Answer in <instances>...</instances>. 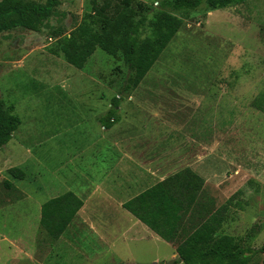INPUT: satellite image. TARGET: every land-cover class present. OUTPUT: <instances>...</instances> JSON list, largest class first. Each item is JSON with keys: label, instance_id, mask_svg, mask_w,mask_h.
I'll use <instances>...</instances> for the list:
<instances>
[{"label": "rangeland", "instance_id": "1", "mask_svg": "<svg viewBox=\"0 0 264 264\" xmlns=\"http://www.w3.org/2000/svg\"><path fill=\"white\" fill-rule=\"evenodd\" d=\"M163 1L58 0L56 15L40 31L19 27L0 34V98L6 108L13 105L21 121L0 148V198L20 190L26 194L0 206V264H31L37 203L65 190L64 162L95 144L107 99L125 94L161 102L169 110L163 123L148 110L137 111L130 117L131 126L151 133L164 130L171 173L189 164L203 180L200 203L216 208L233 196L221 231L234 236L241 247L257 249L263 244L264 112L257 105L264 106V0H244L212 11L206 0L193 10L172 12L164 7L181 17L182 24L134 89L124 90L129 69L120 51L110 55L96 48L81 69L52 53L58 50L59 38L90 15L103 11L112 16L127 4L135 18L150 16ZM111 126L129 125L122 121ZM7 166L21 168L26 176L8 175ZM128 220L120 216V230L128 227ZM114 242L109 255L103 249V259L126 257L124 264H148L151 253L157 252L160 264H171L172 250L165 240L157 247L140 242L129 249L120 239ZM57 243L48 257L53 262L68 253ZM87 245L81 258L95 250ZM249 264H264V253L252 255Z\"/></svg>", "mask_w": 264, "mask_h": 264}, {"label": "trees", "instance_id": "2", "mask_svg": "<svg viewBox=\"0 0 264 264\" xmlns=\"http://www.w3.org/2000/svg\"><path fill=\"white\" fill-rule=\"evenodd\" d=\"M202 1L164 0L162 8L154 10L150 16L138 18H135V10L127 4L112 16L98 11L97 15L83 19L68 35L60 37L58 50L52 49V53L61 54L68 64L81 69L96 48L110 55L120 51L129 69L124 90L134 89L182 24V18L172 12L196 9ZM242 1L206 0V3L208 10L212 11ZM57 4L58 0H46L44 4L29 0H0V34L19 27L40 31L56 15ZM116 101V98L112 100V108L102 119L105 128L117 120ZM257 108L264 112V106L257 105ZM13 111V105L6 108L0 98V148L7 144L20 124ZM8 173L15 178L23 176L18 167L9 168ZM202 186L201 177L184 168L122 206L164 240L177 244L178 258L171 264H249L252 255L264 253V242L257 249L241 247L234 236L221 231L227 211L233 204V196L219 207L207 209L198 201ZM81 205L82 201L72 192L46 201L41 206V227L52 239H57ZM194 214L196 221H192Z\"/></svg>", "mask_w": 264, "mask_h": 264}, {"label": "crops", "instance_id": "3", "mask_svg": "<svg viewBox=\"0 0 264 264\" xmlns=\"http://www.w3.org/2000/svg\"><path fill=\"white\" fill-rule=\"evenodd\" d=\"M114 98L117 99V106L114 107L117 120L114 123L123 121L129 126L126 128H124L125 126L105 128L102 125L94 145H89L86 149L78 151L72 161L64 162L65 171L61 176H63L65 190L46 201L66 192H72L82 201V205L64 232L57 239H52L40 225L41 206L46 201L37 203L39 215L36 232L32 237L34 249L28 254V261L31 264H51V262L53 264H124L125 262L122 261L126 257L103 259L105 256L103 249L106 248L105 252L109 255L115 246L114 241L119 239L127 249L140 242L152 243L151 245L157 247L156 244L160 240H164L122 205L147 188L180 171L171 173L170 161L165 158L164 148H168V146L164 144V130L156 128L152 129L154 132L151 133L150 131L146 132L144 128L131 126L134 118L130 117L137 111L146 113L148 110L154 114V118L163 123L165 111L169 110H165L162 103L158 101L135 98L132 94L118 95V97L107 99V104L100 113V122L112 108ZM128 104L135 106H128ZM142 104L143 107H140ZM144 104L150 105L149 108H145ZM177 157L179 158L180 154H177ZM0 159L2 160L1 157ZM178 160H182V157ZM188 167L189 164L184 168ZM9 168L11 167L7 166V173ZM21 171L23 176L18 179H23L26 176L22 169ZM8 175L10 174L8 173ZM4 180L9 188L15 190L8 179ZM16 192L19 193L8 194L0 198V206L11 205L26 195L21 190ZM120 216L129 218L128 227L122 230L117 222ZM2 239L7 238L4 236ZM57 242H60L58 245L60 249L63 247L65 251L68 250L69 255L65 252V259L53 262L48 257L52 253L53 246H57ZM166 242L172 250L168 259L171 261L177 259L178 255L175 250L177 244L171 241ZM88 243L92 244L95 250L89 252L85 258H81L84 248H89ZM158 259L157 252H154L146 261L147 263L156 261L160 264Z\"/></svg>", "mask_w": 264, "mask_h": 264}, {"label": "water", "instance_id": "4", "mask_svg": "<svg viewBox=\"0 0 264 264\" xmlns=\"http://www.w3.org/2000/svg\"><path fill=\"white\" fill-rule=\"evenodd\" d=\"M148 264H158L156 261H153L151 263H148Z\"/></svg>", "mask_w": 264, "mask_h": 264}]
</instances>
